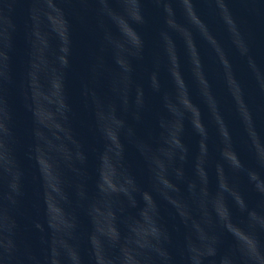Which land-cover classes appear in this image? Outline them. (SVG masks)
<instances>
[{"label":"water","instance_id":"obj_1","mask_svg":"<svg viewBox=\"0 0 264 264\" xmlns=\"http://www.w3.org/2000/svg\"><path fill=\"white\" fill-rule=\"evenodd\" d=\"M22 16L39 42L51 57L57 68L84 103L88 111L101 127L97 113L108 114L111 111L116 120L123 122L118 130L120 155L134 173L145 191L168 222L183 246L195 240L192 221L200 223L201 212L193 203L189 192V183L196 182L195 167L199 156L200 137L193 129L190 120L183 121V131L179 139L185 151L184 159L180 153L173 157L167 168V179L178 188L177 196L188 204L191 220L185 222L177 214L176 209L163 199L155 190L153 156L165 160L161 150L167 148V133L162 124H167L171 115L165 106V96L175 102V88L168 63L161 47V32L171 38L177 56V71L183 80L191 103L201 115L208 139L207 163L204 165L208 176L207 190L210 195L217 191L216 165L223 164L220 157V143L217 128L212 121L207 105L200 93L199 86L192 70V64L183 38L167 28L163 4L170 5L173 18L178 25L188 28L192 33L193 44L201 64V71L209 90L217 101L219 113L224 120L232 140L233 149L244 168L254 171L264 180V167L255 157L244 127L236 113L234 101L228 93L223 67L211 45L188 23L185 10L180 0H137L142 24H132L143 41L140 58L129 57L131 72L125 87L119 83L120 69L115 63L111 48L104 42L105 33L118 38L120 33L106 14L111 11L117 15L125 14L124 0H50L52 7L62 14L68 40L67 53L61 52L64 46L54 23L56 13L48 7L49 0H10ZM192 10L207 26L209 33L223 50L228 60L233 77L243 89V99L251 116L252 125L259 142L264 145V90L260 81L264 82V0H223L233 22L244 39L248 52L241 56L233 45L226 25L219 15L217 0H190ZM49 15L53 19H49ZM131 23V21H130ZM67 61L61 66L60 57ZM251 61V66L249 64ZM155 74L159 90H154L151 77ZM260 77V81L257 80ZM141 94V103L137 104V91ZM167 164V161L165 160ZM182 173L177 178L176 171ZM225 175L245 201L248 210L264 215V196L249 183L246 173L233 176L225 167ZM199 185L197 183L198 192ZM228 206L232 212L233 223L244 227L247 213L240 214L234 207L230 197ZM214 219V215H213ZM219 238L217 255L203 261L210 264L225 254H230L234 247L232 237L223 229L215 228ZM256 237L264 245V232L256 231Z\"/></svg>","mask_w":264,"mask_h":264},{"label":"clouds","instance_id":"obj_2","mask_svg":"<svg viewBox=\"0 0 264 264\" xmlns=\"http://www.w3.org/2000/svg\"><path fill=\"white\" fill-rule=\"evenodd\" d=\"M186 13L188 23L211 45L216 56L218 57L222 67L225 84L229 95L234 101L236 113L244 127L251 146L254 149L257 163L264 167V145H262L252 125L250 113L243 99V89L240 83L233 77L231 66L225 59L223 50L217 44L216 40L209 33L207 26L196 16L192 10L190 0H180ZM125 14L117 15L108 11L106 14L112 19L116 25L120 35L113 38L110 34L105 33L104 42L111 48L113 58L116 65L120 69L118 73L119 83L125 87L128 83V73L131 72L129 57L140 58L143 50V41L132 24H142L143 18L139 11L137 0H124ZM48 7L56 13V30L59 32L63 47L61 52L67 53V36L66 27L62 18V14L54 9L48 2ZM219 15L227 27L233 45L241 56H246L248 49L244 39L238 31L231 15L225 7L223 0H217ZM165 15V24L167 28L178 33L184 40L187 52L192 64L193 74L200 89V93L207 105L212 121L214 122L220 143V157L223 164L216 165L217 191L214 195H210L207 190L208 176L204 165L207 163L208 150L206 141L208 139L207 131L201 123V115L199 109L194 106L188 96L187 89L179 72L177 71V56L174 44L166 32H161V47L167 58L168 70L171 74L175 88L174 103L169 101L165 96V106L171 115V119L167 124H162L165 128L167 138L165 144L167 148L161 150V155L165 160H161L155 156L151 158L154 165L155 190L163 199L167 200L175 209L177 214L183 221L191 220L189 215L188 204L176 198L171 194L178 193V188L172 184L166 176L167 168L171 165L173 157L177 152L180 153L179 159H184V147L180 142L179 136L183 131V121L185 118L190 120L193 129L200 137L199 156L195 167L196 182L189 183V192L192 195L193 203L201 212V221L197 223L192 221V227L195 230V240L188 243L187 251L189 253L190 264H203V261L209 258H215L217 255V247L219 238L215 234L214 229L220 228L226 231L233 239L234 247L230 254L220 257L219 264H264V245H261L256 237V231L264 232V215H259L255 211L248 210L244 199L237 191L236 187L229 182L228 176L225 175V167L233 176L240 173H246L248 181L252 184L257 192L264 196V180L257 175L256 172L244 168L233 149L232 140L227 127L222 119L217 101L209 90V85L201 71V64L197 55L196 48L193 44L192 33L188 28L178 25L173 18V11L169 4H163ZM53 19L51 15L48 17ZM131 21V23H130ZM43 44V41L41 40ZM61 66H66L67 61L63 56L60 57ZM251 66V61H249ZM53 80V96L56 97L58 111L63 117V109L65 108L61 98V77L52 72ZM35 80V77H33ZM260 81V77L257 76ZM151 85L154 90H159L155 74L151 77ZM261 89L264 90V82L260 81ZM141 103V94L137 91V104ZM101 124V131L105 138L111 143L112 148L102 156V168L100 173V181L97 183V199L89 206L88 213L92 217L95 230L89 237L96 264H170V257L167 249L164 247L168 242V234L163 225L158 222L156 205L152 197L148 193H141L144 201V208L139 213V220H133L128 224V235L122 239L120 232L115 225V214L112 210V202L119 197L127 199L131 207L136 206L133 193L138 189L133 179L125 175L121 171L120 165V146L118 143V130L123 127V122L116 120L111 111L108 114L100 111L97 113ZM39 122L46 127H55L60 129L58 124L53 122L50 113L42 111L37 112ZM4 126L0 123V132H4ZM39 136L40 134L37 133ZM62 151V150H61ZM38 163L40 164L41 174L46 185V200L48 226L53 231L52 244V261L51 264H58L56 257L62 251L67 259L68 264H81L77 249L68 243L72 239V233L76 227L75 217L65 212L63 203H67V198L61 189V181L54 164L50 162V158L38 148ZM67 159V156H65ZM77 159L82 162L83 157L77 153ZM0 162L11 167V162L3 151V144L0 143ZM11 181L9 183L10 195L8 199L14 204L16 197L21 195L19 185V174L10 172ZM177 178L182 173L176 171ZM197 183L199 185L198 192ZM55 193V196L52 195ZM77 195L80 199H84L83 190L78 186ZM230 197L234 203L235 209L240 213H247L245 226L233 223L232 212L228 206L227 198ZM214 215V219H213ZM4 225L0 223V230ZM14 227L9 221L8 230ZM37 228L40 225H36ZM117 249L118 255L110 257L105 254L104 245ZM6 250H11L13 245L9 240L5 245ZM59 250V251H58ZM155 257V260L153 259ZM210 264H216L215 260H211Z\"/></svg>","mask_w":264,"mask_h":264}]
</instances>
